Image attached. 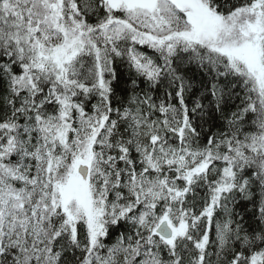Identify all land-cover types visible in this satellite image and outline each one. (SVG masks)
Listing matches in <instances>:
<instances>
[{
    "label": "snow or ice",
    "instance_id": "obj_1",
    "mask_svg": "<svg viewBox=\"0 0 264 264\" xmlns=\"http://www.w3.org/2000/svg\"><path fill=\"white\" fill-rule=\"evenodd\" d=\"M0 264H264V0H0Z\"/></svg>",
    "mask_w": 264,
    "mask_h": 264
},
{
    "label": "trees",
    "instance_id": "obj_2",
    "mask_svg": "<svg viewBox=\"0 0 264 264\" xmlns=\"http://www.w3.org/2000/svg\"><path fill=\"white\" fill-rule=\"evenodd\" d=\"M236 103H239V101H236Z\"/></svg>",
    "mask_w": 264,
    "mask_h": 264
}]
</instances>
